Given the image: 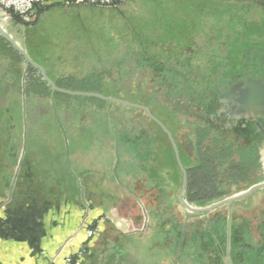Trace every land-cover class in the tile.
<instances>
[{
	"label": "rangeland",
	"instance_id": "obj_1",
	"mask_svg": "<svg viewBox=\"0 0 264 264\" xmlns=\"http://www.w3.org/2000/svg\"><path fill=\"white\" fill-rule=\"evenodd\" d=\"M155 1L167 5L174 13L178 12V0H119L109 5L50 1L40 5H50L40 13L37 12V7L35 12L25 18L20 17V20L6 18L0 12L2 15L0 23L30 57L35 59V62L48 66V76L53 81L65 76L83 78L96 75L104 95L148 106L170 130L178 152L179 145L183 148L182 158L189 162L186 157L190 146L187 132L189 128L179 119L184 118L185 121L187 118L186 114L180 112L185 106L178 101V96H169L166 91L168 87L165 84L166 79L149 67L140 66L137 59L141 52L136 30L141 28L143 26L141 24L146 20L153 19L154 15L151 17L149 12L156 4ZM214 2L223 8L236 11L235 15L241 19L242 27L245 20H248L250 26L256 25L254 23H258L264 14V2L260 0H214ZM244 13L245 15H242ZM168 16L166 17L168 22L177 23L178 19L175 16ZM215 27L207 28L206 34L202 36L195 35L198 48L202 51L213 50V45L217 42L215 38L218 34V25ZM226 30L223 29L224 39L230 36ZM258 37L259 40L264 38ZM216 48L218 50L211 56L212 59L207 55L193 57L192 76H198L196 68L203 69V65L211 66L214 56L225 53L227 47ZM174 57L175 59L169 61L173 63L180 61L178 56ZM238 59L246 63L245 58ZM221 62L222 70L232 64L226 57ZM5 65V62L0 61V72H3ZM21 66L23 67L24 63H21ZM88 85L75 84L67 89L92 91L85 89ZM93 88L97 89L95 86ZM115 103L107 101L103 108H96L85 102H74L65 110L64 107L67 105L59 101L57 104H61L58 108L61 113H57L60 117L56 113V107L51 108L54 120L62 128L57 131L64 133L69 168L77 178L80 190L84 191L86 180L97 183L93 187H96L100 193L98 195L103 197L104 205L115 208L116 212L124 216L129 223L137 225L152 222L153 216L158 213V217L168 228L177 225L176 239H179L183 222L186 221L181 248H184L185 240L190 238L189 224L218 222L225 225L226 217L218 214L226 212L227 204L205 213L189 212L181 204L178 194L182 173L177 168L178 164L167 135L144 110ZM14 119L8 118V130H17V138L26 130L25 136L23 134L22 136L29 140L25 114L22 118L18 113ZM62 123L66 124L67 132ZM123 130H131L132 139L125 137L122 134ZM87 132L92 136L88 141L81 142L79 135H87ZM142 132L156 139L155 145L152 146L155 149L152 154L154 156L152 160L149 159L150 161L145 160L144 164L137 154L138 144L139 147L142 145L137 136H142ZM22 141L23 138L16 139L17 143L21 144ZM86 143L92 144L93 151L84 156H74L76 157L74 159L73 149L78 144L84 146ZM115 165H118L117 171ZM143 165L146 170H143ZM212 203L192 205L208 206ZM263 205L264 200L258 207L262 208ZM143 216L146 219H143ZM233 217L231 213V222ZM257 218L261 220L260 215Z\"/></svg>",
	"mask_w": 264,
	"mask_h": 264
},
{
	"label": "trees",
	"instance_id": "obj_2",
	"mask_svg": "<svg viewBox=\"0 0 264 264\" xmlns=\"http://www.w3.org/2000/svg\"><path fill=\"white\" fill-rule=\"evenodd\" d=\"M155 3L149 12L150 16L154 15L153 19H144L146 21L141 24L143 26L136 30L141 52L137 59L140 66H147L166 79L169 96H178V101L185 106L180 112L186 114L187 118L185 121L184 118L179 119L188 125L189 130L194 131L197 162H186L182 158L183 154L181 155L183 148L178 145L180 160L186 170L183 196L190 204L205 205L230 195L234 190L246 189L258 181L255 176L259 169L258 143H264V139L254 122L259 120L264 126V14L258 23H254L256 25L250 26L248 20L244 19L242 27L241 19L235 15L236 11L223 8L214 0H178L177 13L161 4L162 2ZM48 6L50 5L38 6L37 12L40 13ZM167 15L175 16L177 23L168 22ZM12 17L20 20L17 15L12 14ZM216 25L218 34L213 50L202 51L198 48L195 35L202 36L207 28L214 29ZM251 27L253 28L250 29ZM222 28L227 29L230 35L226 39ZM258 36L263 40H259ZM220 46L227 47L225 53L215 55L211 66L196 68L198 76H192L193 57L207 55L211 58L218 50L216 47ZM174 56H178L180 61L170 62L169 59H175ZM224 57L232 64L222 70L221 61ZM242 57L246 59V63L238 59ZM0 61L6 63L3 72H0V96H14L15 99L0 103V130L6 131V143L11 144L14 135L8 130L7 120H15L18 113L22 118L25 114L28 141L40 146L37 152L39 160L48 158L54 161V193L55 200L58 201L68 188L66 178L74 180V177L67 168L64 139L61 132L57 131L61 127L54 120L51 108L55 106L56 113H61L58 110L59 105L61 106L57 104L59 101L67 105L65 110L74 102H85L96 108H103L107 101L93 96L52 91L40 72L31 65H26L22 56L1 35ZM21 63H24L22 69ZM54 82L65 88L88 83L86 90L103 92L96 75L83 78L58 77ZM21 95L23 101L20 100ZM241 114L242 117L239 116ZM226 115L237 119L240 117L245 125L240 120L232 130L223 128L218 125L217 120ZM62 125L65 131L68 130L66 124ZM237 133L245 137L246 142L238 143L234 139ZM122 134L132 139L131 130H123ZM137 137L140 143L148 142L143 132L142 136ZM188 152H191L190 146ZM177 168L180 172L178 166ZM20 185L21 182L17 179L11 198ZM14 214V209L8 210V221L12 224ZM27 238L33 240L36 236Z\"/></svg>",
	"mask_w": 264,
	"mask_h": 264
},
{
	"label": "crops",
	"instance_id": "obj_3",
	"mask_svg": "<svg viewBox=\"0 0 264 264\" xmlns=\"http://www.w3.org/2000/svg\"><path fill=\"white\" fill-rule=\"evenodd\" d=\"M9 97L0 96V103L15 100L14 96ZM20 100L23 101L22 95ZM239 118L226 115L218 119L217 123L232 130L240 120L245 125L243 119ZM11 131L13 142L7 144L6 131L0 130V264H63L65 255L75 254L81 247L86 251L79 257L80 264H174L178 242L175 232L178 230L177 225H172L173 229L168 228L158 213L153 216L152 222L137 225L129 223L115 208L104 205L103 197L93 187L97 183L86 180L87 187L84 191L80 190L77 178L69 168L65 142L66 165L74 180L66 178L68 188L56 201L53 159L39 160L37 152L40 146L27 138L24 144V133L17 138V130ZM187 132L191 152L186 157L193 164L197 162L194 131ZM237 134L234 139L238 143L246 142L245 137ZM91 135L87 132V135L80 134L79 138L81 142L88 141ZM144 136L148 142L137 146V154L143 164L145 160H152L155 151L152 146L156 143L153 137ZM22 138L21 144L16 142V139ZM89 144H78L73 149L72 157L75 159L74 156H84L93 151L92 144ZM258 153L259 169L255 176L257 182H261L264 180V143L261 141L258 143ZM114 167L117 171L118 165ZM142 167L143 170L147 169L144 165ZM17 179L21 185L11 198ZM242 190H234L222 198ZM263 200L264 187H261L233 202L230 246L232 264H264V205L258 207ZM13 209L15 218L12 224L8 221V210ZM227 210L226 207V212L218 216L226 217ZM258 215L261 220L257 218ZM92 227L97 231L88 236L86 229ZM189 230L190 238L185 240L176 264H224L218 247L225 251V225L197 222L189 224ZM34 235L36 238L33 240L27 238ZM68 239H72L71 244L67 243Z\"/></svg>",
	"mask_w": 264,
	"mask_h": 264
},
{
	"label": "water",
	"instance_id": "obj_4",
	"mask_svg": "<svg viewBox=\"0 0 264 264\" xmlns=\"http://www.w3.org/2000/svg\"><path fill=\"white\" fill-rule=\"evenodd\" d=\"M1 12V11H0ZM4 17L6 18H11L12 15L8 14V13H3ZM2 18V15H0V19ZM0 35L22 56L23 60L25 61L26 65H31L32 67L36 68L43 80H45L49 86L51 87L52 91H58V92H62V93H66L69 95H81V96H93V97H97L100 98L102 100H106L108 102H116V103H120L126 106H130V107H134V108H138V109H142L145 111L146 115L153 120L167 135V138L169 140V142L171 143V146L173 148V152H174V156H175V160L178 164L179 169L181 170L182 173V180H181V188H180V192L178 194V199L181 202V204L189 211V212H195V213H205V212H209L223 204H227L228 206V210H227V216H226V220H225V251L223 252L220 247L219 251H220V255L221 258L223 260L224 264H232V258L230 255V246H231V213H232V204L234 201L241 199L247 195H249L253 190L257 189V188H261L264 187V180L261 182H257L251 186H249L247 189L242 190L236 194H233L231 196H228L226 198H223L221 200H218L208 206H194L190 203H188L186 201V199L184 198L183 194L185 191V186H186V170L182 165V162L180 160L179 157V152L175 143V140L170 132V130L165 126V124L158 118L156 117L149 109L148 106L143 105V104H138L135 102H131L128 101L126 99H122L119 97H115V96H110V95H104L101 94L99 92H94V91H80V90H70L67 88H63L58 86L53 80L52 78H50L48 76V66H43L37 62H35L30 55L27 53V51L25 49H23L15 40L14 38L8 34L6 32V30L2 27V24L0 23ZM255 126L257 128V130L259 131L260 135L262 136V138L264 139V126L263 124L259 121L256 120L255 122ZM26 134V130H24V136ZM24 144H25V139H24ZM21 158L19 160L18 166L20 164ZM15 180V176L13 178L12 181V185L14 183ZM186 221L183 222L181 231H180V235H179V239L177 242V248H176V252H175V259H174V264H176L177 258L179 256L180 250H181V246H182V242L184 239V235H185V231H186Z\"/></svg>",
	"mask_w": 264,
	"mask_h": 264
},
{
	"label": "built area",
	"instance_id": "obj_5",
	"mask_svg": "<svg viewBox=\"0 0 264 264\" xmlns=\"http://www.w3.org/2000/svg\"><path fill=\"white\" fill-rule=\"evenodd\" d=\"M50 1H64V2H87L98 5H109L119 0H0V11L2 13L14 14L21 18L27 17L29 14L35 12L36 8L40 5L46 4ZM96 228H87L88 236L96 233ZM67 243H72V239H68ZM86 249L79 248L75 254H67L63 258V264H80L79 257L84 254Z\"/></svg>",
	"mask_w": 264,
	"mask_h": 264
}]
</instances>
